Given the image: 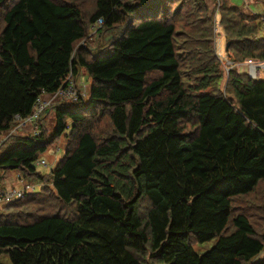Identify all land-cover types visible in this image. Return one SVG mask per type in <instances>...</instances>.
<instances>
[{
	"label": "trees",
	"instance_id": "trees-1",
	"mask_svg": "<svg viewBox=\"0 0 264 264\" xmlns=\"http://www.w3.org/2000/svg\"><path fill=\"white\" fill-rule=\"evenodd\" d=\"M219 1L228 75L218 0H0V136L70 72L91 78L50 104L52 133L42 111L40 133L0 143V188L7 169L39 185L0 207L12 264H264V78L239 65L264 61V0Z\"/></svg>",
	"mask_w": 264,
	"mask_h": 264
},
{
	"label": "built area",
	"instance_id": "built-area-1",
	"mask_svg": "<svg viewBox=\"0 0 264 264\" xmlns=\"http://www.w3.org/2000/svg\"><path fill=\"white\" fill-rule=\"evenodd\" d=\"M219 6L220 1L218 0V3L216 5L214 14H213V34H214V46H215V52L219 59L222 62V65L224 67L225 73L228 75L229 70L231 66H233L237 61H234L233 55L231 51L228 49H225V52L222 53V51H218L216 48V41L220 39L223 36V33L225 34L224 28L221 25L220 22V12H219ZM262 20L264 23V16H262ZM103 23V18L99 17L94 24V27L97 28ZM226 35V34H225ZM245 65L248 66V73L253 78H258L260 75V70L264 67V61L254 58V57H247L244 61ZM85 83L79 84L78 77L69 73V76L67 78V82L61 86L58 90L52 92L51 96L48 98H43V94H40L35 103L33 110L27 114V115H21L19 113L15 114V125L12 126L3 136H0V143L9 135L16 133L19 130H23V125L31 122L33 127V132L35 134L40 133V125H39V117L42 113V111L51 103H53L54 98L56 95H62L63 97H68L72 99L73 101H77L80 99L81 96H84L85 93ZM56 149H59V146L56 147H49V151L51 153H55ZM36 164H47L45 158H41L36 160ZM21 184L20 185H7L5 187L0 188V207L6 205L7 203L18 199L22 197L26 192L35 189V186L37 183H31L28 181H25L23 179H20Z\"/></svg>",
	"mask_w": 264,
	"mask_h": 264
},
{
	"label": "rangeland",
	"instance_id": "rangeland-1",
	"mask_svg": "<svg viewBox=\"0 0 264 264\" xmlns=\"http://www.w3.org/2000/svg\"><path fill=\"white\" fill-rule=\"evenodd\" d=\"M246 1L250 2L251 0H232V2H234L236 4H245V5H246ZM248 6L250 7V9L255 10V11L257 9H261V5H255L254 3H249ZM213 36H214V34H213ZM226 40H227V37L223 33V36L216 41V48L218 51H222V53L225 52ZM244 61L240 62V64H239L240 70L242 67H244L243 71L248 72L247 71L248 66L245 65ZM81 76H82L81 77L82 80L84 81V83L86 85L84 97H85V99H87L89 87L91 84V78L84 69H82ZM259 77L264 78V67L260 70ZM45 94H47V93H45ZM51 94L52 93H48L49 96H51ZM59 100L62 102L65 101L70 105L76 104L75 101H73L72 99H70L68 97H63L62 95H59V94L56 95L53 102H57ZM43 111H44V113L42 112L43 113L42 114L43 115L42 121L45 124V128H46L47 132L52 133L55 126H56L55 109H54V107H51L50 105H48ZM33 127H34V125L31 122H28V123L23 125V130L21 132L26 133V134L30 133L31 131H33ZM65 144H66V137H65L64 133H62L57 138V140L53 143V146H52V147L59 146V149H56L55 153H51L49 150L44 152L41 155V157L46 159L47 164H37L36 167L38 168V170H40L43 173L49 172L56 165L58 160L64 155ZM20 173H22V171L20 169H7L4 172L6 178L3 179V181H6V185H8L9 180H12V178H15ZM38 188H39V185L36 184L35 189H38ZM217 238L218 237L216 236V237H213L211 239H208V240H205L202 242H194L192 244L193 248L196 252H204L207 249H209L212 245H214ZM0 264H12L8 253L3 252L0 254Z\"/></svg>",
	"mask_w": 264,
	"mask_h": 264
},
{
	"label": "crops",
	"instance_id": "crops-1",
	"mask_svg": "<svg viewBox=\"0 0 264 264\" xmlns=\"http://www.w3.org/2000/svg\"><path fill=\"white\" fill-rule=\"evenodd\" d=\"M241 70L243 71L244 70V67H242L241 68ZM81 74H82V69H81V71L79 72V74H78V80H79V84H82V83H84V81L82 80V76H81ZM49 97V95H48V93L47 94H43V98H48ZM21 174H18L15 178H12V180H9V184L8 185H20L21 184V181H20V176ZM11 181V182H10ZM7 186V185H6Z\"/></svg>",
	"mask_w": 264,
	"mask_h": 264
},
{
	"label": "water",
	"instance_id": "water-1",
	"mask_svg": "<svg viewBox=\"0 0 264 264\" xmlns=\"http://www.w3.org/2000/svg\"><path fill=\"white\" fill-rule=\"evenodd\" d=\"M230 40H226L225 49L229 48Z\"/></svg>",
	"mask_w": 264,
	"mask_h": 264
},
{
	"label": "bare ground",
	"instance_id": "bare-ground-1",
	"mask_svg": "<svg viewBox=\"0 0 264 264\" xmlns=\"http://www.w3.org/2000/svg\"><path fill=\"white\" fill-rule=\"evenodd\" d=\"M66 100V99H65ZM52 105V104H51Z\"/></svg>",
	"mask_w": 264,
	"mask_h": 264
}]
</instances>
